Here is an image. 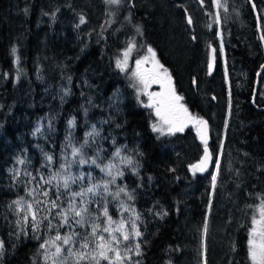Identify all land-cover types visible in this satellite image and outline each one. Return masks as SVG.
Returning a JSON list of instances; mask_svg holds the SVG:
<instances>
[{"label": "trees", "instance_id": "trees-1", "mask_svg": "<svg viewBox=\"0 0 264 264\" xmlns=\"http://www.w3.org/2000/svg\"><path fill=\"white\" fill-rule=\"evenodd\" d=\"M78 1L0 0L2 264H51L40 247L42 234L32 231L28 217L14 203L27 196L25 184L14 182L18 163L27 173L57 176L70 157L77 156L88 162L69 169L85 181L89 178L88 187L101 185L90 199L92 215L100 222L111 217L119 227L123 221L116 234V248L124 257L120 264H253L249 241L254 238L252 229L258 227L253 221L261 219L264 208V113L260 112L264 111V72L254 97L256 76L264 65V0H200L204 33L194 32L191 38L174 10L164 6L165 15L153 12L154 0H136V6L122 8L142 30L140 43L152 50L171 77L187 113L207 122V149L214 158L221 144L214 185L209 172L191 178L180 166L181 153L167 150L168 143L151 132L150 119L114 71L115 39L124 27L115 22L119 14L114 11L103 25L101 33L113 35L104 36L96 48L98 25L90 20L92 11ZM218 25L226 83L215 41ZM11 26L17 31L14 38ZM201 36L214 44L210 49L217 54L212 77ZM40 42L46 43L45 54L39 53ZM41 59L63 68L71 82L68 97L60 103L48 98ZM79 83L85 87L79 89ZM120 87L125 97L115 127L102 123L100 137L89 146L84 138L87 128L107 119L104 104ZM70 121L74 127L68 131ZM73 148H79L80 154L74 157ZM116 148L126 165L113 177L101 169ZM188 188L190 194L182 196ZM136 231L141 235L136 236Z\"/></svg>", "mask_w": 264, "mask_h": 264}, {"label": "rangeland", "instance_id": "rangeland-1", "mask_svg": "<svg viewBox=\"0 0 264 264\" xmlns=\"http://www.w3.org/2000/svg\"><path fill=\"white\" fill-rule=\"evenodd\" d=\"M154 1L153 3H156V8L154 9L155 11H153L154 13L159 10L161 11V13H163V15H165L167 13L166 8L175 11L176 18L180 19L182 25H184V28H186L187 32L185 31V33L186 35H188V38H191L194 32H197L199 34L200 30H202V32L204 33V25L200 24V18L203 15L200 6V0ZM78 4L81 6H86L90 11H92L93 17L90 20L94 21V23L98 25L97 31L95 32L94 36V47L96 48H98V44L105 37H107V35H113L110 33L112 31H104L101 33L103 25L106 23L108 24V20L112 19L114 11L119 14V17L115 19V22L123 24L124 27L123 29H121L122 32L120 33V35L115 39L113 69L117 73V75L121 76L125 81L126 85L128 86L127 89L129 91L131 90L138 107L141 108L150 119L151 132L158 138L163 139V141L165 140L168 143V146H166L167 150L173 152L176 155H178V153H181V157H179L180 166L184 167V170L189 174L191 178H195L200 172L195 170L194 166L199 164V160L203 153L202 149L205 146L199 145V138L196 133V129L200 124L198 123V121L200 120H197L195 118L188 119V116L190 115L188 113L186 115L183 112V109L185 108L178 107L176 114L181 119L177 121V124L183 123V131H176L173 133L169 131V125L164 124L161 118L156 115V108L147 106L151 104L153 100L163 99L164 94L161 93L162 87L167 83L173 86V82L168 73L159 64V61L155 54L153 55L149 50L143 48V45L139 41L142 38V30L137 27L136 24L133 25L131 23V14L127 13L129 18L128 19L126 14L123 12L124 9L122 8H125L128 5L136 6L137 1L133 0L132 3L129 4L122 3V0H120V2L117 4L110 3L109 0H79ZM165 18L167 19L166 16ZM176 18L175 16L173 17L174 23H177ZM187 20H190L192 22L193 26L191 28H188ZM164 25L166 24L164 23ZM59 27L60 32H62L63 25L61 23ZM219 27L220 26L218 25L215 35V41L218 43L219 58L224 80L226 83V59L224 48L221 46L222 36L219 33ZM11 29L13 32L12 38H14L17 31L13 26H11ZM58 37L60 39V42L63 41L62 35H59ZM201 38L202 48L205 50L207 61L208 51L210 48H213L214 44L212 43L213 45L211 46V43L207 42L203 36H201ZM166 47L167 43L165 48ZM47 51L48 49L46 48V43L40 42L39 53L45 54ZM168 52L170 53V50ZM126 53L127 55H125ZM44 59H41L45 61L42 64V83L48 84L46 91L48 98L50 99L52 97L55 102L60 103L68 97L71 82L67 77H65L66 75L63 68L60 70L56 65L54 66L53 63H51L47 59ZM118 61L123 65L124 70H122L121 67H117ZM138 61L140 62L139 65L137 64ZM42 67L41 65H39L37 69H41ZM54 76L56 80L54 79ZM78 86L79 89L85 87V85L82 83H79ZM124 91L125 90L120 87L119 90H117V92H115L104 104L102 111L105 112L107 119L99 120L98 122H100V124L96 123L95 125H93L95 126V129L99 133V135L89 136L88 133L92 131L93 126L87 128L84 138L89 146L95 143L100 137V129L103 125L102 123H110L111 126L115 127L114 123L116 120V115L118 114V111L120 110L119 108L123 103V98L125 97ZM156 93H159L160 96H153L150 98V94ZM216 100L218 101L217 98ZM173 103H175L177 106H183L182 99H180L179 101H174ZM153 125L158 128H162V131H154ZM73 127L74 126L70 125L69 123L67 130L70 131L71 129H73ZM117 153L119 154L117 155ZM79 160L80 159L78 156L76 158L70 157L67 162V167L59 172L57 176L53 174H42L39 171L33 172L32 170L27 173L26 170L22 169L24 167V164L21 163H18L19 165L13 173L15 183L18 182L20 184L23 182L25 184L22 189L27 195L26 198L20 202L18 209H21L28 217L32 231L37 236L42 234L39 240H42L43 243L48 242L47 246L42 249L44 253L49 257L51 264H53L54 260L56 264H65V262L66 264H75V257L69 255V250L73 252L77 250L91 251V247L88 250H84L80 248V245L84 243L85 237H87L90 243L94 242L97 239V237H93L91 235V226L93 223L99 224L101 229L104 227H110L112 229H116L119 227L118 224L114 223L113 221L111 225H109L108 219L100 222L92 215L89 208L92 193L87 192V188H89L88 185L91 180L88 178L85 181L84 176L83 179H80L82 174L76 173L75 171L69 169V167H72L74 165L78 166L80 164L78 162ZM217 162L218 158H216L214 162V167L211 171L212 173H208L212 174V177L215 176ZM125 165V158H123L121 151L116 148L113 156L107 164V166H110V171L113 177L118 175ZM104 169L108 173L107 168H103L101 170L103 171ZM66 177H70V179L68 180L67 189L64 187V178ZM83 181L87 183H84ZM190 191L191 189H186L182 193V196L190 194ZM81 192L84 193L83 196L72 195V193ZM44 193H47V195H44ZM52 201L56 202L57 207H52ZM70 204L73 205L77 211H79L83 207H86L88 209V211L83 214L85 220V224L83 226L75 223V221L80 219V217H76L74 213L69 210ZM29 205L31 206L30 208ZM32 212H35L36 214L35 220L32 219ZM65 212L67 213L68 223H64L65 217L61 215V213ZM73 233H77L79 235L73 236L72 244L65 245L63 244V240H56L57 235L65 237ZM118 233L119 232L114 231L112 235L116 236V234ZM98 234L104 235L106 240L111 239L109 233H104L98 230ZM56 246H60L62 249L61 253L58 256L53 255V253H55L56 251ZM116 246L117 244H113V247L116 248ZM92 247H94V243H92ZM109 256L114 258V253H109ZM2 260V254H0V264H2ZM81 264H89V262L82 261ZM100 264H109V262L101 260Z\"/></svg>", "mask_w": 264, "mask_h": 264}, {"label": "snow or ice", "instance_id": "snow-or-ice-1", "mask_svg": "<svg viewBox=\"0 0 264 264\" xmlns=\"http://www.w3.org/2000/svg\"><path fill=\"white\" fill-rule=\"evenodd\" d=\"M110 3H119L120 0H109ZM83 18H81V23H83ZM191 22V21H189ZM149 51H152L151 49H149ZM13 52H15V49H13ZM127 55V53L125 54ZM154 55V54H153ZM139 61L137 62V64L139 65ZM117 67H121L122 70H124L123 65L118 61L117 62ZM162 67V65H161ZM170 79V78H169ZM159 82V81H157ZM153 96H160L159 93L156 94H150V98ZM181 99V97H178L175 95L174 90L171 91V95L167 96L163 99H159V100H153V102L149 105H147L148 107H155L156 108V115L159 116L161 118V120L163 121L164 124L169 125V131L170 132H176V131H183V123H179L177 124V121H179L181 118L176 114L177 113V108H182L183 106H177L175 103H173L174 101H179ZM183 112L187 115V109H183ZM188 119H194L190 116H188ZM70 125H74V121H70L69 122ZM198 123L202 124L205 126V131L204 134L201 135V139L204 142L205 145V159L201 161V163L199 165L194 166V169L197 171H205L207 168V163L208 160L210 159V155L208 154V149H207V135H206V126H207V122L200 120L198 121ZM153 130L154 131H158L161 132L162 128H158L155 125H153ZM37 131H39V129H37ZM89 136H95V135H99V133L96 131L95 126H93V129L91 132L88 133ZM85 143H87V141H85ZM81 150L79 148H73L72 149V155L75 157L78 154H80ZM119 153H117L118 155ZM47 159L49 161L52 160L51 156H47ZM22 162V161H21ZM80 164H84L87 163L88 161H86L85 159L81 158L78 161ZM91 163L95 164L96 161L95 159H93L91 161ZM129 163H131V161H129ZM63 167V165H62ZM106 168L108 169V174L111 175V171H110V166H106ZM120 175H122V173H120ZM70 179V177H66L64 178V187L67 189L68 188V180ZM80 179H83V175L80 177ZM212 180L215 181L216 180V176L212 177ZM75 182V181H73ZM101 187V185L97 184V185H93L92 187L87 188V192L89 193H94L96 191L99 190V188ZM104 190L107 191V184L103 185ZM121 191H123V189H121ZM84 193H72L73 196H83ZM44 195H47V193H44ZM132 197L129 196V199H131ZM14 203H16L17 205L20 204V201H15ZM31 206L29 205V208ZM52 207H57V204L55 201H52ZM69 210L72 211L74 213V215L76 217H80V219L76 220L75 223L78 225L83 226L85 224V220L83 217V214L86 213L88 211V209L86 207L81 208L79 211L76 210V208L70 204L69 206ZM32 215V219L35 220L36 219V214L35 212L31 213ZM61 215H63L65 217L64 219V223H68L67 220V213H61ZM261 215V219L259 221L254 220L253 223L258 225V227H254L252 229V235H253V239L249 241L250 244V256L251 259L253 261V264H264V208L261 209L260 212ZM104 216L108 217V212L107 209H104ZM25 220H27V217H25ZM108 223L109 225H111L112 220L111 217H108ZM122 225H123V221H121V227H118L116 229H112L110 227H104V228H100L99 224H95L93 223L91 226V235L93 237H97V239L92 242L94 243V247H92V243H90L87 239V237L84 238V243H82L80 245L81 249L84 250H88L91 247V251H80L77 250L75 252L69 250V255L72 257H75V264H81L82 261H88L89 264H100L101 260H105L108 261L109 264H120V262H122L124 260V257L121 256L120 252L117 250V248L113 247V244H119V239L115 236L112 235V233L114 231H122ZM134 226V225H133ZM98 230L102 231L104 233H109L111 239L110 240H106L104 235H99L98 234ZM206 231V229H205ZM136 236H140L141 233L139 231H136ZM74 235H79L77 233H73L71 235L65 236V237H61L59 235L56 236V240H63V244L65 245H69L73 243V236ZM129 238L128 234L125 232L123 233V239L127 240ZM48 242L42 243L40 245L41 248H45L47 246ZM3 248L2 242H0V249ZM136 250H137V255H139V245L136 246ZM62 249L60 246H56V251L55 253H53L54 256H58L61 253ZM109 253H114V258L109 256ZM47 258V257H46ZM130 259V257H129ZM53 264H56L55 260L53 261ZM66 264V262H65ZM136 264H139V262L137 261Z\"/></svg>", "mask_w": 264, "mask_h": 264}, {"label": "water", "instance_id": "water-1", "mask_svg": "<svg viewBox=\"0 0 264 264\" xmlns=\"http://www.w3.org/2000/svg\"><path fill=\"white\" fill-rule=\"evenodd\" d=\"M256 20H257V18H256ZM189 21L190 20H187V25L190 28L192 26V23L189 22ZM215 63H216L215 52H214V50L211 49L210 52H209V58H208V64H207V71H208V76L209 77H212L213 74H214ZM263 72H264V65L260 68V70L258 71L257 76H256L254 97H255L256 92H257L258 82H259L260 77H261V75H262ZM162 93L164 95H167V96L170 94V86H169L168 83L162 87ZM254 97H253V99H254ZM163 98H165V97L163 96ZM252 104H253V102H252ZM260 112L264 113L263 110H261ZM204 131H205V126L202 125V124H199V126L196 129V133H197V135L200 138L199 139L200 144H203L204 143L203 140L201 139V135L204 134ZM208 131H209V129H208V125H207L206 126V135L207 136H208ZM208 154L210 155L209 152H208ZM205 155L206 154H205V150H204L203 156L200 159V163H201L202 160L205 159ZM211 167H212V161H211V155H210V159L208 160L207 168H206L205 171H208L209 169H211Z\"/></svg>", "mask_w": 264, "mask_h": 264}, {"label": "bare ground", "instance_id": "bare-ground-1", "mask_svg": "<svg viewBox=\"0 0 264 264\" xmlns=\"http://www.w3.org/2000/svg\"><path fill=\"white\" fill-rule=\"evenodd\" d=\"M221 150H222V147H220L219 154H218V162H217V165H216L217 169L219 167V162H220V158H221Z\"/></svg>", "mask_w": 264, "mask_h": 264}, {"label": "flooded vegetation", "instance_id": "flooded-vegetation-1", "mask_svg": "<svg viewBox=\"0 0 264 264\" xmlns=\"http://www.w3.org/2000/svg\"><path fill=\"white\" fill-rule=\"evenodd\" d=\"M215 65H216V63H215ZM170 86H171V88H170V94H171V91L174 90V89H173L172 85H170ZM170 94H169V95H170ZM169 95H168V96H169ZM164 97H167V95H164ZM199 145H200V144H199ZM200 146H204V145H200ZM218 154H219V153H218ZM218 154H217V156L214 158V162H215L216 158H218ZM212 159H213V158H212ZM201 174H202V172H201Z\"/></svg>", "mask_w": 264, "mask_h": 264}]
</instances>
